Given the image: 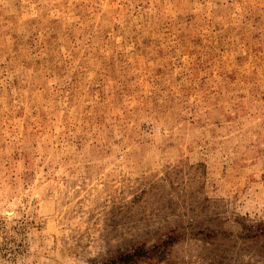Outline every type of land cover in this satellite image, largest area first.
Here are the masks:
<instances>
[{
    "label": "rangeland",
    "instance_id": "1",
    "mask_svg": "<svg viewBox=\"0 0 264 264\" xmlns=\"http://www.w3.org/2000/svg\"><path fill=\"white\" fill-rule=\"evenodd\" d=\"M264 0H0V264H264Z\"/></svg>",
    "mask_w": 264,
    "mask_h": 264
},
{
    "label": "trees",
    "instance_id": "2",
    "mask_svg": "<svg viewBox=\"0 0 264 264\" xmlns=\"http://www.w3.org/2000/svg\"><path fill=\"white\" fill-rule=\"evenodd\" d=\"M264 234V230L251 234V238H258ZM179 239L175 236V233L168 235L163 241L155 243L151 248H147L146 245L132 247L126 251H120L116 256L109 259L107 264H138L143 260L153 261L158 259L159 263L165 262L166 256L170 253V248Z\"/></svg>",
    "mask_w": 264,
    "mask_h": 264
}]
</instances>
